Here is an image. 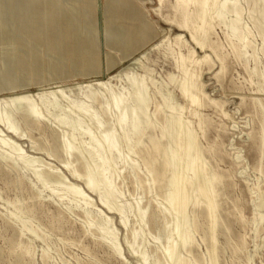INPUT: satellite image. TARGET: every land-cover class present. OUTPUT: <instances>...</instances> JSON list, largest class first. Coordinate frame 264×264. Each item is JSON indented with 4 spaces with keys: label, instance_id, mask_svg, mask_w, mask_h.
<instances>
[{
    "label": "rangeland",
    "instance_id": "rangeland-1",
    "mask_svg": "<svg viewBox=\"0 0 264 264\" xmlns=\"http://www.w3.org/2000/svg\"><path fill=\"white\" fill-rule=\"evenodd\" d=\"M14 1L0 0L3 10L5 9L3 15L6 17L2 18L0 23H21L28 26L27 29H23L30 32V35L25 37L27 41L18 44L16 50L18 54L28 53L30 62L35 64L33 66H36L45 77L27 81L24 76L27 71L14 68V62L7 50L10 44L0 43V96L6 97L26 88L32 93H37L38 87L50 80L66 79L76 82L101 75L111 76L116 90L122 86L125 89L128 81L125 71H121L122 64L133 66L134 57L150 63L158 82H167L170 72L179 74L171 57L157 53L155 48L151 49L148 46L161 35L158 26L163 29L171 26L173 33L182 31L178 26L182 22V14L176 10L178 9V5L174 4L177 3L176 0ZM240 4L244 9L242 23L249 31L247 54L237 45L235 38L231 39L228 36L227 29L217 21H214L215 28L212 27L210 35L216 50L210 46L200 48L190 40L189 33L184 32L187 42L182 52L187 54L189 49H194L199 56L205 53L210 56L208 62L203 61L196 68L208 97L216 99L217 106L208 98L204 99L205 105L199 108L204 121L201 128L198 127L197 117L189 112L190 107L186 99L175 86L173 87L176 101L186 106L184 115L192 121L209 168L223 175L222 181L214 180L212 183L220 204L218 215L221 221L214 234L217 236L216 256L219 264H262L264 219H259L258 216L264 214V140L261 136L264 118V53L263 49L261 50L262 34L259 29L263 17L260 8L254 12L255 17L248 16L249 0H240ZM189 7L193 9L195 5L190 3ZM83 18L86 22L89 20L88 27L81 26ZM140 22L144 24L145 35H148L145 45L140 49H145L146 56L141 54L140 50L126 51L113 43L117 35H126L125 32L134 31ZM113 30H118L117 35ZM149 58L153 60L150 61ZM82 86H85V83ZM75 89L67 90V98L56 99L55 106H49V110L45 109L46 120L49 122L45 121L49 123V127L37 130L33 124L32 130L28 131L23 124L24 133L21 132L23 135L17 136L7 130L4 124H0V136L14 139L20 150L36 159L33 164L31 163L32 167L26 164L24 168L20 166L13 168L4 163L0 164V264H153L155 259L164 261L160 249L168 242L170 233L167 231L172 226L171 216L167 214L164 217L158 212V208L163 206L165 180L160 184H153L139 154H132L134 158H138L137 174H134L129 172L128 165L121 168V163L116 162L115 153H107L108 156L112 154L116 162H113L114 166L107 165L108 168L110 166L109 170H114L116 166L121 171L116 169L114 176L115 183L120 189L119 200L124 205V216L127 220L126 224H123L120 222L119 213H108L112 218L108 225L116 231L117 242L122 247L123 256L118 257L112 253L106 240L101 239L98 234L100 229L106 226L104 225L106 221L101 220L95 213L99 212L101 207L98 194L90 192L81 179L75 178L63 166L61 158L49 155L43 149L50 142L61 143L63 135L68 134V125L57 123L55 116L64 109L67 111L71 106L74 108L79 100L92 104L91 98L84 94V89ZM150 101L151 99L149 110L154 107ZM96 102H93L92 108H98ZM10 106L15 108L17 103H11ZM222 108L228 112V117L223 115ZM67 113L68 121L77 116L73 111ZM71 114L75 116L72 118ZM109 120H112L110 115ZM92 126L89 125L90 130L97 139L98 131ZM118 131H121L119 127L115 131L118 134H116L118 143L126 148L127 140L121 139ZM104 136L102 137L105 138ZM96 139L94 142L98 144L100 141L97 142ZM59 140L61 141L57 142ZM79 141L81 145L90 146V135L79 134ZM142 143L145 146L142 152L151 149L146 134L142 137ZM0 148V151L11 149L7 145L2 147L1 143ZM12 156H16L15 151L12 152ZM65 157L66 154L63 152L62 158ZM72 159L77 168L83 169L82 159L79 160L81 162L74 160L73 157ZM33 167L53 168L63 173L68 182H75L86 189L90 197L73 193L68 189L66 180L64 183L48 179L46 182L38 181ZM37 192L39 196H36ZM136 199L140 201V206L146 209V218L142 223L139 221ZM87 200L92 203H86ZM258 203L260 206H257ZM17 207L22 209L20 218L27 219L28 226L37 229L41 237H34L28 231L21 232L20 218L11 215ZM86 209L89 213L84 212ZM188 211L192 213V206L188 207ZM205 211L207 210L198 208L197 225L193 232L195 248L192 258L198 264H212L209 250L212 240L209 233L210 219ZM94 216L98 221H95ZM91 220H94L99 232L94 225L89 228L88 221ZM133 230L138 231L135 240L132 238ZM27 246L31 252L23 254ZM138 249H145V253L148 254L147 261L131 254ZM44 250L47 251L48 258L42 256Z\"/></svg>",
    "mask_w": 264,
    "mask_h": 264
},
{
    "label": "bare ground",
    "instance_id": "bare-ground-1",
    "mask_svg": "<svg viewBox=\"0 0 264 264\" xmlns=\"http://www.w3.org/2000/svg\"><path fill=\"white\" fill-rule=\"evenodd\" d=\"M18 1L19 0H15L14 2ZM249 1L248 16L250 18L255 17L254 12L257 11V8H260L262 12L263 20L259 24V29H261L260 33L262 34L261 50L263 49L264 53V0ZM176 2L177 3H174L178 5V9L176 10H179L182 14V22L178 25L182 31L173 33L172 27L169 25L166 29L158 26L161 30V35L148 46L151 47V49L155 48L157 53H162L166 57H171L178 68V75L170 72L168 73L169 80L167 82H158L153 75L154 68L151 67L150 63H146L134 57L133 66L122 64L121 71H125L128 81V86L125 89L124 86H122L116 90L117 87L110 78L111 76L107 77V75L96 76L76 82L66 79L50 80L38 87L39 91L37 93H32L30 89L26 88L6 97L0 96V124H4L7 130L14 132L17 136L23 135L21 132H23L25 127L28 131L32 130L31 125L33 124L36 126L37 130L49 127V123L47 124L49 120H46V114L44 113L45 109L49 110V106H55L56 99L67 98L68 91H71L72 88L78 90L84 89V94L91 98L93 105V102L97 101L98 108H92V104H89L88 101V103H86L85 101L79 100L78 103L74 105V108L71 106L67 109V111H73L77 114L76 118L71 121L67 120L68 113L65 111L66 109L61 108L64 109V111L55 116V119L59 124L68 125V134L67 136L63 135V143H59L62 145L50 142L48 146H44L43 149H45L49 155L59 159L61 158L60 160L63 166L67 168L75 178L81 179L90 192L98 194L101 207L99 208V212L95 213H97V216L101 217V220L104 219L103 221H106V224H104L106 226L103 229L102 225L101 227L103 230L100 229V233H98L101 239L106 240L113 254L118 257L121 255L123 256L122 247L117 242L116 231L112 226L109 227L110 225H108L112 221L111 216L108 215L109 212L119 213L120 222L123 224H126L127 220L124 216V205L121 204L119 200L120 189H118L115 183L114 175L116 169L117 171L119 169L115 166V168H113L114 170H109L110 166L108 168L107 165L113 164L115 160L112 154V156H108L107 153H115L116 162L118 161L121 163V168L122 166L128 165L130 168L129 172L134 174H137L138 164L136 161L138 158H134L132 154H139L151 176L152 183L157 185L165 180L162 201L163 206H158V212L164 217L169 214L172 218V226L170 230L167 231L170 233V238L167 239L168 242L163 249H160L162 250L161 255L164 257V261L155 259L153 264H198V262L193 261L194 259L192 258L195 248L193 232L197 225L196 214L198 208H202L203 211L204 209L207 210L205 212L206 214L208 213L207 216H209L210 219L209 233L212 235V237H210L212 240L209 244L212 264H219L216 256L217 236H214V234L221 221L218 215L220 204L212 183L214 180L218 182L222 181L223 175L209 168L208 162L203 156V149L198 143V134L191 124L192 121L184 115L186 106L176 101L173 86H175L179 93L186 99L190 107L189 112L197 117L198 127L200 126L201 128L203 116L199 108L205 105L204 99L208 98L212 103L215 105L217 104L216 99L208 97L203 87V82L200 79L201 75L197 72L196 68L202 64L203 61L208 62L210 56L208 53L199 56L194 49H189L187 54L182 52V48L185 42H187L184 32H188L190 40L195 42L200 48L204 49L210 46L213 50H216V46L211 40L210 35L211 29L214 27V21H217L227 29L228 36L231 39L235 38L237 40L235 42H238L237 45L246 52V47L249 46V31H247V27L245 28L242 23L244 9L240 4V0H176ZM190 3L195 5L193 9L189 7ZM2 6L3 5L0 4V20L6 18L5 15H3L5 9L3 10ZM256 21L257 20H255V24ZM80 24L82 27H84V25L88 27L89 20L86 22L83 18ZM33 26L34 25H30V27ZM143 26L144 24L140 22L135 26L136 29L134 31L125 32L126 35H117L116 31L118 32V30H113L114 34L116 33L117 35L113 43L120 48L134 47V44L137 43V37H140L143 32L146 34L145 30H143L142 33L140 32ZM27 27L28 26H24L21 23H0V43L10 44L7 50L14 62V68H22L24 71H27L24 76L27 81H29L34 78H44L45 76L41 74L36 66H33L35 64L30 62L27 55L28 53H17V45L22 44L25 40L27 41L25 37L30 35V32L23 30L24 28L27 29ZM139 52L145 55V49ZM240 52L242 53V51ZM149 60L152 61L153 59L149 58ZM84 83L85 86H82ZM260 90L261 88L259 91ZM254 94L257 95L255 92ZM149 99H151L154 105L153 109H151L152 111L149 110ZM11 103H17V106L15 108H10ZM61 107L64 106L61 105ZM221 111L223 115L229 116L224 108H222ZM109 115L112 117V120H109ZM71 116L73 118L75 115L71 114ZM262 119L261 136L264 140V118ZM86 123L88 126L85 125ZM23 124L25 127H22ZM89 125H93L92 127L97 129V139L95 135L92 134ZM118 127L121 130L118 131L120 138L127 140L126 148L124 147L125 149L118 143V134L115 133ZM79 134L90 135L92 141H90V146L86 144H84L86 145L84 146L81 145L80 141L78 142ZM145 134L149 137L151 149L142 152L144 146L142 137ZM57 135L56 137L60 138ZM103 135H105V138L102 137ZM95 139L97 142H100L98 144L95 143ZM60 141L61 140L57 142ZM0 143L2 147L7 145L11 148L7 150L2 149V151H0V164L4 163L13 168L17 166L24 168L26 164L31 166V163L36 161L34 157L26 155L24 150H20L14 139L8 138V136H0ZM14 151L16 152L15 157L12 156V152ZM63 152L66 154L64 159L62 158ZM72 157L76 161L83 160V169H79L76 167L77 165H74L73 162L75 161H72ZM32 170L36 179L40 182H44L48 179L61 183L66 180L63 173H59V171L53 168L45 169L43 167H33ZM66 182L68 181L66 180ZM68 187V189L75 194L90 197L85 191L86 189H83L75 182L69 181ZM36 196H39V192L36 193ZM86 203H92V201L87 200ZM135 205L138 209L136 210L139 211V213L136 211L139 216V221L142 223L146 218V209L140 206V201L138 199H136ZM189 206H192V213L188 211ZM257 206H260V204ZM21 212L22 209L17 207L15 211L11 212V215L14 218H20ZM84 212H88V209L84 210ZM9 217L13 218L11 216ZM100 217H98V219ZM258 218L264 219V214H259ZM20 220L21 232L28 231L30 235L34 237H41L37 229L28 226L27 219L20 218ZM95 221H98L96 217ZM88 222L89 228L91 226L93 227L95 224L94 220ZM94 226L96 231L99 232L96 225ZM226 228L228 229V226H226ZM137 232V230H133L132 238H134V240ZM203 238H206V234ZM127 241L130 242L131 240ZM144 250L138 249V251H132L131 254L147 261L146 255L148 254H146ZM30 252L31 249L27 246L22 253ZM42 256H48L46 250L43 251Z\"/></svg>",
    "mask_w": 264,
    "mask_h": 264
},
{
    "label": "crops",
    "instance_id": "crops-1",
    "mask_svg": "<svg viewBox=\"0 0 264 264\" xmlns=\"http://www.w3.org/2000/svg\"><path fill=\"white\" fill-rule=\"evenodd\" d=\"M136 25V24H135ZM133 27H134V25H133ZM145 28V27H144ZM143 27H142V29H141V33H142V31L143 30H145ZM145 32H143L141 35H140V37H139V40L137 41V43L136 44H134V47H132L131 49H126L125 47H124V49L126 50V51H137V50H140L142 47H143V45H145V42H146V39H147V37H148V35H145L144 34ZM137 46V47H136Z\"/></svg>",
    "mask_w": 264,
    "mask_h": 264
}]
</instances>
